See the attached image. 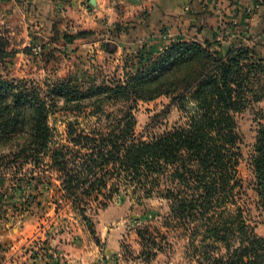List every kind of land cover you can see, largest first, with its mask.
Returning a JSON list of instances; mask_svg holds the SVG:
<instances>
[{"label": "trees", "instance_id": "1", "mask_svg": "<svg viewBox=\"0 0 264 264\" xmlns=\"http://www.w3.org/2000/svg\"><path fill=\"white\" fill-rule=\"evenodd\" d=\"M242 38L220 41L215 34L213 40L177 39L158 51L130 52L123 76L103 84L69 80L43 87L0 74V174L14 168L20 176L9 181L25 180L37 191L47 176L21 171L46 165L60 181L61 198L92 235L89 214L122 193L137 203L165 199L163 226L183 231L194 264H264V237L255 234L238 202L243 156L237 115L264 72L263 58L249 45L253 34ZM5 55L0 50V63ZM161 95L171 97L185 122L136 139L135 103ZM60 99L71 113L87 109L101 126L86 131L69 122V143L55 146L48 118ZM246 161L255 205L264 214V121L257 122ZM151 228L138 230L145 248L156 245Z\"/></svg>", "mask_w": 264, "mask_h": 264}, {"label": "rangeland", "instance_id": "2", "mask_svg": "<svg viewBox=\"0 0 264 264\" xmlns=\"http://www.w3.org/2000/svg\"><path fill=\"white\" fill-rule=\"evenodd\" d=\"M114 1L117 3L110 0L112 7ZM117 11L118 15L123 13L118 21L107 13L98 16L94 14L97 11L92 12V19L106 22L99 28H88L83 23L89 22L77 21L68 10L50 3L41 6L26 0H0V50L7 52L0 63L1 76L33 79L43 87L59 81L103 84L121 78L128 53L153 48L144 42L147 38L142 29L138 34L131 26L138 21L137 13L131 9ZM144 14L138 15L142 19ZM116 23L118 27H114ZM79 32L86 34L74 38ZM250 34L253 40L249 45L255 46L264 60V15L242 39ZM70 37L73 40L69 42ZM223 39L227 41L226 34ZM253 88L255 96H250L247 108L237 115L243 156L238 166L242 186L237 190L247 223L255 234L264 237V214L255 205L253 177L246 161L255 141L257 122L264 121V72ZM88 113L87 109L80 115L71 113L60 99L48 118L55 146L69 143V122H75L79 130L100 127L101 121ZM132 113L136 121L134 137L140 140L186 120L171 97L165 95L138 100ZM44 160L46 164L49 157ZM27 169L33 175L47 176L37 191H32V184L25 180L21 185L9 181L12 176H20L19 172L15 175L14 168H4L0 174V264H194L183 231L163 226L168 213L165 199L153 197L137 203L122 193L105 208L89 214L95 233L92 235L61 198L55 173H48L46 165L25 166L21 172ZM147 224L153 227L150 234L156 245L150 242L145 248L138 230Z\"/></svg>", "mask_w": 264, "mask_h": 264}, {"label": "crops", "instance_id": "3", "mask_svg": "<svg viewBox=\"0 0 264 264\" xmlns=\"http://www.w3.org/2000/svg\"><path fill=\"white\" fill-rule=\"evenodd\" d=\"M257 1L261 0H117L112 7L110 0H95L94 4L90 0H26L41 6L50 3L65 8L77 21L89 22L83 23L88 28H99L106 22L92 19V12L97 11L94 14L98 16L107 13L118 21L123 16V13L117 14L118 8L121 12L131 9L137 13L135 20H138L131 26L138 34L142 29L147 38L144 42L150 43L152 51L177 39L203 42L213 40L215 34H226L227 40L245 37L249 28L264 15V6L257 5ZM143 12L146 14L141 19Z\"/></svg>", "mask_w": 264, "mask_h": 264}, {"label": "built area", "instance_id": "4", "mask_svg": "<svg viewBox=\"0 0 264 264\" xmlns=\"http://www.w3.org/2000/svg\"><path fill=\"white\" fill-rule=\"evenodd\" d=\"M254 8H257V6H254ZM216 39L222 41L223 40V34H218L216 36Z\"/></svg>", "mask_w": 264, "mask_h": 264}, {"label": "water", "instance_id": "5", "mask_svg": "<svg viewBox=\"0 0 264 264\" xmlns=\"http://www.w3.org/2000/svg\"><path fill=\"white\" fill-rule=\"evenodd\" d=\"M94 1H95V0H90V4H94Z\"/></svg>", "mask_w": 264, "mask_h": 264}]
</instances>
